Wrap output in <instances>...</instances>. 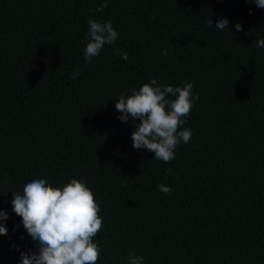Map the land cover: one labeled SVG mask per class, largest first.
Here are the masks:
<instances>
[{
	"label": "trees",
	"instance_id": "1",
	"mask_svg": "<svg viewBox=\"0 0 264 264\" xmlns=\"http://www.w3.org/2000/svg\"><path fill=\"white\" fill-rule=\"evenodd\" d=\"M101 3L0 0V209L8 213L0 264L36 250L11 196L38 178L54 187L86 181L103 219L97 264H126L130 251L144 264H264V48L255 43L264 9L246 0H108L92 11ZM89 17L111 19L119 39L84 68ZM218 18L227 30L215 29ZM76 67L82 75L71 80ZM151 79L190 82L200 97L184 126L191 141L167 164L132 147L139 120L121 122L115 109L120 94Z\"/></svg>",
	"mask_w": 264,
	"mask_h": 264
},
{
	"label": "clouds",
	"instance_id": "2",
	"mask_svg": "<svg viewBox=\"0 0 264 264\" xmlns=\"http://www.w3.org/2000/svg\"><path fill=\"white\" fill-rule=\"evenodd\" d=\"M257 8L264 9V0H246ZM108 0L93 9L103 12ZM208 28L213 21H206ZM88 31L83 50L84 68L98 57L106 45H112L119 39L111 19L100 21L93 17L87 19ZM227 18H218L215 29L227 30ZM236 31H242L240 23L235 24ZM256 46L264 48V38H258ZM121 59L128 60L127 52L114 49ZM161 55H169L167 49ZM82 72L73 69L70 77L75 80ZM193 84L182 82L181 86L160 85L156 79L133 89L131 94H120L115 101V109L121 115V122L139 120L131 133L132 147L146 149L154 153L153 159L165 164L176 158V148L188 144L192 130L184 127L191 114L199 93L193 92ZM172 174V169H165ZM7 183V181H5ZM158 190L170 195L173 189L164 184L157 185ZM6 193V192H5ZM12 212L20 217L27 236L35 242L36 250L20 252V264H97L101 247L94 242V237L103 227L100 215L101 207L94 193L83 178L70 179L62 187L52 186L47 179H33L23 186L22 194L12 192ZM8 213L0 209V236L7 234L4 223ZM19 250V249H17ZM126 264H144V257L128 252Z\"/></svg>",
	"mask_w": 264,
	"mask_h": 264
}]
</instances>
